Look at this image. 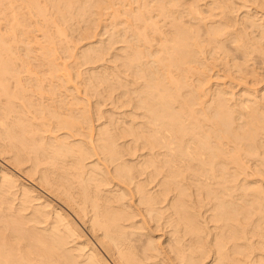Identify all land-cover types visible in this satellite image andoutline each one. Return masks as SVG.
Masks as SVG:
<instances>
[{
  "label": "bare ground",
  "instance_id": "obj_1",
  "mask_svg": "<svg viewBox=\"0 0 264 264\" xmlns=\"http://www.w3.org/2000/svg\"><path fill=\"white\" fill-rule=\"evenodd\" d=\"M19 1L0 31V152L89 223L111 259L3 169L0 264H264V0H46L56 17L45 0ZM75 14L94 15L85 28L111 20L110 41L82 47L83 60L122 41L112 60L124 70L85 82L71 54L58 60L54 32ZM95 80L132 109L101 112Z\"/></svg>",
  "mask_w": 264,
  "mask_h": 264
},
{
  "label": "rangeland",
  "instance_id": "obj_2",
  "mask_svg": "<svg viewBox=\"0 0 264 264\" xmlns=\"http://www.w3.org/2000/svg\"><path fill=\"white\" fill-rule=\"evenodd\" d=\"M9 0H3V7L1 6V4H0V7H1V9H3V10H1L0 9V28L1 29H4V30H0V31H2V33H4L3 31H8V29L10 28V26H11V24H10V22H12V21H10L12 18H11V16H12V11L13 10H15V7L14 6H16V4L18 5V4H20V2L21 1H17L16 2V4L14 5V4H10L9 2H8ZM42 1V5L43 6H46V4H44L43 3V0H41ZM188 1H190V0H188ZM45 2H48V4H47V6H46V8L47 9H50V15H54L53 14V12H55V10H53L52 8V5H51V7L52 8H49V5L52 3L51 1H46L45 0ZM49 2H51V3H49ZM9 3V4H8ZM8 4V5H7ZM5 5V6H4ZM7 5V6H6ZM11 5H13V7H14V9H13V7H11ZM75 5H78V4H75ZM9 6V7H8ZM5 7H8V8H5ZM76 7V6H75ZM22 8V9H21ZM21 8H19L20 10H19V12L21 11V16H22V11H24V9L25 8H23L22 6H21ZM5 9V10H4ZM6 9H8V10H6ZM11 9H12V11H11ZM73 9H76V8H73ZM72 9V11L73 12H71V13H77V11L76 10H73ZM27 10V9H26ZM25 10V11H26ZM49 11V10H48ZM47 11V12H48ZM53 11V12H52ZM3 12H6V13H3ZM8 13V14H7ZM2 14V15H1ZM5 14V15H4ZM9 14H10V16H9ZM48 14H49V12H48ZM56 14V13H55ZM8 17H7V16ZM76 15H78V14H75V15H72L73 16V18L71 17L70 19H73L72 21H68L69 23H72V24H74L73 26L72 25H70V24H68V22L66 23V22H64V21H62L61 19V21L62 22H64V26L62 27L63 28V30H64V33H65V36H67V39H66V37L64 36V34L63 35H61V37L63 36V38H60V37H58L60 34L59 33H56V32H54L55 34H57L56 36H55V42H56V47L58 46V52H57V57H60L58 60H61V59H64L65 58V56L67 57L68 55H70L71 54V56L73 55V58L71 57V56H69L71 59L69 60L68 58L69 57H67V62H72V64H74V65H77L76 66V68L78 69H80L81 70V72H83L82 74H80V77L82 78L83 77V80L85 81V76H86V78H88V75H89V77L91 76V74H90V72L91 71H93L94 70V72L95 71H98V70H102V71H104L105 70V72L104 73H109L108 75H109V77H113V75H112V69H113V71H116L117 69H119V70H124L125 69V66H124V68H123V66H121L120 68H119V66H120V63H121V61H122V59L120 58V57H118V58H120V59H118L119 60V62L118 61H116L117 60V58H115L116 60H115V62H113L114 60H112L113 58H112V56L116 53V56H118V54L117 53H120V52H122L121 51V49L122 48H120V47H123L124 46V44H126L125 42H122V41H119V43L118 42H116V43H114L112 46H110V47H107L106 49H105V51H104V54H103V58L101 57L100 59H98V60H95L96 61V63H95V61L92 63V62H89V63H86L87 61H85V60H83V57H82V55H81V52H82V50H83V48H85L86 47V49H87V47H89L88 45L90 44L91 46H93L94 44L95 45H98V46H101V44L103 43V44H106V43H108V41L107 40H109L110 41V37H108V36H110L109 34L112 32V28L110 27L111 25V20L110 19H108V21L106 22L105 20H107V19H105L104 21H101V23H102V25L100 24H98V25H96V26H93L92 27V25L93 24H91L90 26L91 27H89V26H87L86 28H85V26L86 25H88V20H90V23H92L93 22V20H92V18H94V15H92V14H89L88 16L87 15H85L82 19H80L81 21H80V23H79V18H78V16H76ZM4 18H3V17ZM55 16V15H54ZM56 16H58V15H56ZM55 16V17H56ZM74 16H76L75 18H74ZM20 17V16H19ZM87 17V18H86ZM3 18V19H2ZM9 18V19H8ZM38 18V19H37ZM59 18V17H58ZM58 18H56L57 20H58ZM81 18V17H80ZM1 19L2 20H4V21H1ZM34 18H32L31 19V21L33 20ZM13 21H14V19H12ZM36 20H39V21H41V18L40 17H35V20L33 21V22H35ZM83 20V21H82ZM29 21H30V19H29ZM28 21V22H29ZM30 21V22H31ZM39 21H37V22H39ZM61 21H57V22H59L58 24L59 25H61L62 26V22ZM85 21H88L87 23L85 22ZM7 22H8V24H7ZM42 22V23H41ZM41 22H39L40 23V25L41 24H43V21H41ZM61 22V23H60ZM75 22H78V23H75ZM103 22H105V23H103ZM94 23V22H93ZM7 24V25H6ZM14 23H12V25H13ZM56 24V22L53 24V26L51 25H46V26H48V29L50 30L49 32L50 33H53V31L55 30V31H57V29H56V26H59V25H55ZM96 24V23H95ZM94 24V25H95ZM39 25V26H40ZM44 25V24H43ZM55 25V26H54ZM67 25L70 27V28H68L67 27ZM104 25H105V27L106 28H104ZM107 25V26H106ZM110 25V26H109ZM9 26V27H8ZM42 26V25H41ZM40 26V27H41ZM45 26V27H46ZM61 26H59V27H61ZM97 26H99V27H97ZM109 26V27H108ZM5 27V28H4ZM7 27V28H6ZM34 29H33V28ZM31 27V29H33L34 31H35V33L30 29V27H29V29L31 30V32H32V39L34 38V36H35V34H36V36H39L37 39H35L36 38V36H35V38L33 39V40H35V42H37V45L36 44H34L33 42H31L30 43V46H32V47H37V48H39L38 46H40V45H42L43 43H45V37H44V32H41V31H43L44 29H41L40 27V29L39 28H37V27H35V25L34 26H32ZM55 27V28H54ZM67 27V28H66ZM72 27V28H71ZM95 27H97V28H95ZM89 28H92V30L90 29V30H88ZM104 28V29H103ZM108 28H109V31H108ZM6 29V30H5ZM47 28H46V30H48ZM53 31H52V30ZM61 29V28H60ZM105 29H107L106 31H105ZM40 33H42V34H39V32ZM41 30V31H40ZM85 30H87V31H85ZM38 33H37V32ZM66 31H67V33H66ZM91 33V37H90V33ZM91 31H93V32H91ZM108 31V32H107ZM31 32H30V34H31ZM85 32V33H84ZM102 32H103V34H102ZM110 32V33H109ZM88 34V36H87V34ZM5 34H7L6 32H5ZM27 35V34H25V35H27L28 36V38L31 36V35ZM68 34V35H67ZM83 34L86 36H84L83 37ZM93 34H95V35H93ZM102 34V36H100ZM93 35V36H92ZM98 35V36H97ZM27 36L25 37V36H23L22 35V38L23 39H25L26 40V38H27ZM43 36V37H42ZM25 37V38H24ZM56 37H57V39L59 40L60 39V41L59 42H57L58 40L56 39ZM88 37V38H87ZM21 38V37H20ZM22 38H21V40H22ZM28 38H27V41L26 42H28ZM31 38V37H30ZM29 38V39H30ZM69 38V39H68ZM109 38V39H108ZM42 39H43V41H42ZM62 39H66V41L65 40H62ZM106 39V40H105ZM37 40H39V42L41 41L42 42V44H41V42H40V45H39V43H38V41ZM57 40V41H56ZM64 41L65 43H68L69 41H71L69 44H65L64 42H62V41ZM99 40V41H98ZM107 41V42H106ZM19 42H21V44H20V46L21 45H24L23 43H26V42H23V41H19ZM60 42H62L63 44V47H66V45H68L65 49H63V47L60 45L61 43ZM122 42V43H121ZM33 43V44H32ZM57 43H58V45H57ZM93 44V45H92ZM102 44V45H103ZM18 45H19V43H18ZM36 45V46H35ZM65 45V46H64ZM87 45V46H86ZM94 45V46H95ZM26 46H27V43H26ZM25 45L24 46H21V47H23V48H21V52L23 53L24 52V49H25V47H26ZM59 46H61V47H59ZM114 46V47H113ZM74 47H76V48H74ZM83 47V48H82ZM115 47L116 48H118L117 50L115 49ZM110 48V49H109ZM112 49V50H111ZM62 50H65V53H67V54H65L64 53V51H62ZM66 50H67V52H66ZM116 50V51H115ZM37 51V50H36ZM60 51H62V52H60ZM84 51V50H83ZM61 53V55L59 56V54ZM108 52V53H107ZM37 53V52H36ZM111 53V54H110ZM113 53V54H112ZM38 54V53H37ZM62 54H65V55H62ZM75 54H77V55H75ZM120 54H125L124 53V51H123V53H120ZM162 54H164V52H162ZM39 56V55H38ZM62 56V57H61ZM63 56H64V58H63ZM75 56V57H74ZM80 56V57H79ZM78 57V58H77ZM81 57H82V59H81ZM109 58V59H108ZM39 59V58H38ZM76 61V63H75V61ZM80 59V60H79ZM108 59V60H107ZM37 60V59H36ZM66 60V59H65ZM65 60H61V61H65ZM69 60V61H68ZM73 60V61H72ZM83 60V62H81ZM98 61H100V62H98ZM102 61V62H101ZM109 61V62H108ZM79 62H81V63H79ZM101 63V64H100ZM105 63V64H104ZM111 63V64H110ZM116 63V64H115ZM122 63H123V61H122ZM121 63V64H122ZM81 64V65H80ZM115 64V65H114ZM119 64V66H117ZM96 65V66H95ZM102 66H103V68H102ZM105 66H107L108 68H106ZM95 67V68H94ZM118 67V68H117ZM99 68H101V69H99ZM105 68V69H104ZM115 68V69H114ZM97 69V70H96ZM79 70V71H80ZM89 70H90V72H89ZM217 70H218V68L216 69H212L211 70V75H213L214 73H216L217 72ZM80 72V73H81ZM118 72V71H117ZM89 73V74H88ZM120 75L122 74V72L120 71V72H118ZM213 73V74H212ZM85 75V76H84ZM123 75V74H122ZM191 76H192V78H191V80H190V82L191 83H193L194 82V80H195V78H194V76H196L195 74H190ZM189 75V76H190ZM194 75V76H193ZM194 78V79H193ZM193 79V80H192ZM219 79H221V81H223L222 80V78H218V81H217V77H214V79L212 80V81H217V82H219L220 80ZM224 79V78H223ZM89 79H86V81H88ZM115 79H111V83L114 81ZM85 81V82H86ZM96 81V80H95ZM97 83H100V81H96ZM95 82V83H96ZM96 83V85H99V86H97L98 88H97V91H95V92H97L96 93V95L98 96H96L95 95V97H92V102H95L96 101V99L97 100H99V101H97L98 103H100V104H98L99 106L101 105V107H99V109H100V111L101 112H103L104 114L106 113V112H109V113H106V115H108V114H110V115H114V116H116L117 114L118 115H120L119 113H123L124 111L125 112H129L128 110H131L132 109V107H133V104L131 103L130 105L129 104H126L125 106H121V105H124V103H122L121 102V100H118V95H119V93H120V91H121V87L119 88V87H117L116 85H112V86H109V88L107 89V85L105 84V83H100V84H97ZM103 84V85H102ZM113 84V83H112ZM105 85H106V89H105ZM113 86H116V88H119V89H117V91H116V89H115V87H113ZM82 87V86H81ZM111 87L112 88H114L113 89V94H111L112 93V91H111ZM83 88H84V86H83ZM105 89V91H104V89ZM81 89V91H83L82 90V88H80ZM101 89V90H100ZM85 90V89H84ZM111 91L110 92V94H109V96L111 95V97H109L108 96V93H109V91ZM122 90H123V88H122ZM104 91V92H103ZM85 92V91H84ZM101 92V93H100ZM103 92V93H102ZM82 94H85V93H82ZM105 94V95H104ZM106 94H107V98L105 97L106 96ZM101 95V96H100ZM104 97H103V96ZM83 96H87V95H83ZM97 97V98H96ZM116 97H117V99H116ZM87 98V97H86ZM100 98V99H99ZM105 98V99H104ZM124 98V97H123ZM122 98V101H124L125 100V98L123 99ZM95 100V101H94ZM101 101V102H100ZM113 101H115V102H113ZM118 101H119V103H118ZM102 103V104H101ZM122 103V104H121ZM117 104V105H116ZM121 106L120 108H118V106L119 105ZM117 109V110H116ZM110 110V111H109ZM111 110H112V112H111ZM105 111V112H104ZM118 111V112H117ZM124 112V113H125ZM115 113H116V115H115ZM122 115V114H121ZM109 116V115H108ZM127 119H129V118H127ZM97 120L98 119H96V122H95V124H99L100 122H104V120H105V118H100V120L97 122ZM101 124V123H100ZM2 139L0 138V142H2L1 141ZM1 151V150H0ZM144 152H146V150H143ZM143 151H137V153L135 154V156H131V159H133V160H135V159H137V156H138V154L139 155H141V153H143ZM1 153V152H0ZM137 155V156H136ZM8 157H9V154H5V152H4V154L3 153H1L0 154V173H1V171L3 170V169H8V170H11V171H14L15 173L17 172V174L18 175H20L21 176V179H22V177L23 178H25L27 181H28V183H31L34 187H36V193H39V192H41V194H43L44 195V197L42 198L43 200H45V201H47L48 199L51 201V203H52V206H56L55 208H58V209H63V211H69V213L72 215V217H74L76 220H78V222L81 224V226H83V228H84V230L85 231H87V233L89 234V235H91V237L93 238V240L98 244V246H100V248L103 250V252L111 259V257H110V255H108V253L106 252V250H105V248L102 246V244L100 243V241H99V239L94 235V232L93 231H91V229L89 228V223H84L83 221H80L81 219H80V217H79V215L75 212V211H73L72 209H71V211H70V206H69V208H68V203L64 200V199H62V198H60V196H59V199H58V196H57V194L56 193H51L48 189H45V186L44 185H42L41 186V184H40V182L38 183L37 182V179H35V180H33V178H29V176H27L26 175V173L23 171V170H21V168H19L18 167V169H16V165H13V163L8 159ZM140 158V157H139ZM88 161H91V159L90 160H88ZM15 167V168H14ZM2 168V169H1ZM19 169L21 170V171H19ZM27 176V177H26ZM37 177V176H36ZM35 178V177H34ZM31 179V180H30ZM33 180V181H32ZM47 190V191H46ZM46 193V194H45ZM48 193V194H47ZM52 194H54V195H52ZM62 199V200H61ZM42 200V201H43ZM48 200V201H49ZM61 200V201H60ZM49 201V202H50ZM67 204H66V203ZM62 205V206H61ZM66 208V209H65ZM74 213H76V214H74ZM77 216V217H76ZM79 217V218H78ZM87 218V217H86ZM93 233V234H92ZM156 234H159L158 232H155ZM162 240H163V238H162ZM98 241V242H97Z\"/></svg>",
  "mask_w": 264,
  "mask_h": 264
}]
</instances>
